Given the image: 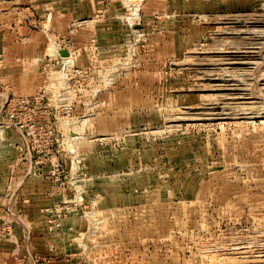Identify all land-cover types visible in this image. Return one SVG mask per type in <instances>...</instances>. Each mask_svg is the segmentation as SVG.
Wrapping results in <instances>:
<instances>
[{
	"label": "rangeland",
	"instance_id": "1",
	"mask_svg": "<svg viewBox=\"0 0 264 264\" xmlns=\"http://www.w3.org/2000/svg\"><path fill=\"white\" fill-rule=\"evenodd\" d=\"M0 264H264V0H0Z\"/></svg>",
	"mask_w": 264,
	"mask_h": 264
},
{
	"label": "bare ground",
	"instance_id": "2",
	"mask_svg": "<svg viewBox=\"0 0 264 264\" xmlns=\"http://www.w3.org/2000/svg\"><path fill=\"white\" fill-rule=\"evenodd\" d=\"M246 88H248V87L245 86L244 89H246ZM237 89H239V88H237ZM241 93H242V92H241ZM244 93H245V92H244Z\"/></svg>",
	"mask_w": 264,
	"mask_h": 264
}]
</instances>
